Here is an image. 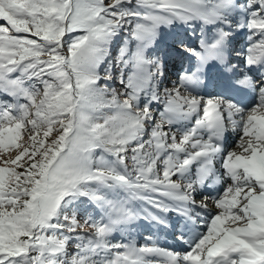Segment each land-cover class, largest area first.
Instances as JSON below:
<instances>
[{
  "label": "snow or ice",
  "instance_id": "6c2138e0",
  "mask_svg": "<svg viewBox=\"0 0 264 264\" xmlns=\"http://www.w3.org/2000/svg\"><path fill=\"white\" fill-rule=\"evenodd\" d=\"M235 13L246 19L233 24ZM176 21L215 27L198 48L176 42L197 65L161 91L163 62L147 50L160 26ZM232 28L248 30L247 71L235 84L256 91L250 107L194 92L215 65L224 69L217 86H233ZM121 30L136 46L121 44L110 58ZM114 76L122 88L107 83ZM3 96L0 264H149V256L153 264H264V0H0ZM153 104L163 105L158 116ZM229 132L238 139L225 151ZM218 182L223 191L199 202L215 214L187 250L112 241L117 225L139 215L132 201L187 220L198 189ZM79 197L101 207V218L82 223L64 211Z\"/></svg>",
  "mask_w": 264,
  "mask_h": 264
},
{
  "label": "rangeland",
  "instance_id": "374dc122",
  "mask_svg": "<svg viewBox=\"0 0 264 264\" xmlns=\"http://www.w3.org/2000/svg\"><path fill=\"white\" fill-rule=\"evenodd\" d=\"M142 11V9H140ZM237 22V19H235ZM187 26V25H186ZM184 23H181L179 21L174 22L170 26H165L161 25L159 28V34L157 37V40L155 44L150 47L147 50V54L150 56H157L160 58V60L163 62L162 63V71H163V76L159 77V79L156 81V87L163 91L164 89H171L173 86L179 84V78L181 73L185 72L187 70L186 65H187V59H191L193 64L196 61V57L189 55L187 52L184 51H177V48L175 47L176 42L178 40L183 41L186 43L189 47L191 48H198L199 47V40L201 37L202 33L211 35L213 28L215 27L214 25H208V26H203L199 21H196L193 23L192 27L189 28H184L186 27ZM130 27V25L128 26ZM184 29H187L184 31ZM123 34V33H122ZM243 35L245 36V40L247 39L248 36V30H244ZM124 38L126 34L124 33ZM128 43L124 44L126 49H133L136 46V41L132 40L130 37L128 38ZM236 46L232 47L229 49V52L231 51H238L241 54H244V50H242L243 46H241V43L235 42ZM120 48V43L117 45H112L111 48V57L110 58H115L116 53ZM246 49V48H245ZM174 55H179L182 57V63L180 66H177L176 63L171 62V60H174ZM244 60V59H243ZM103 67V66H102ZM118 72L117 69H114V73ZM178 81V82H177ZM104 83V81H101ZM110 86L116 87V88H122L123 85H121L118 80L114 79L112 81L107 82ZM3 99H10V97L3 96L0 97ZM153 108L155 109V116H158L159 112L162 110L163 105L162 104H153ZM176 127V126H174ZM230 139H233L231 141L230 147H234L235 141L238 139V134L229 132ZM147 138V134H145V139ZM221 159L218 158L215 162L217 166H219ZM192 172L195 173V165L192 167ZM223 175V174H222ZM228 181H225V183ZM221 185V187H218L219 192L223 191L224 188V183H218ZM217 194V195H218ZM207 196V195H206ZM201 198H196V205L195 207H192L191 210L194 213L193 217L190 219H184L183 217H178L175 212H168V213H163V212H158L155 208H152L150 205L143 201H132L131 202V207L136 210L139 215H134L132 218H130L128 221L123 222L120 225H117L116 228L113 229V232L111 233V239L114 243L122 242V243H128L132 242L134 243L137 247H142V246H156L160 247L162 249L165 248V244L161 241L166 242H175L176 247H171V250L175 251H185L188 249V246H180V243L186 244L187 245V234L183 231L181 226L187 225L188 228L192 226L198 225V229L200 228V225L203 226L201 229L202 231H206V222L210 219L211 215L215 214L214 207L211 203H209L208 208H200L199 207V202L202 199ZM96 213H87V217H90L92 219H100L103 213V209L96 205L94 203ZM144 209H147L149 213H155V216H146L144 213ZM206 215H209L207 218ZM156 217H162L167 220L168 225L170 226H165L162 223H159L156 219ZM179 221L178 226L173 227L171 225H177L176 222ZM78 219H81V222L83 223L84 219V212H81L78 216ZM204 219V220H203ZM199 223V224H198ZM91 228L89 226H85L84 231H90ZM79 231V230H78ZM181 234H184L185 239L180 240L177 237ZM150 237L151 239H146ZM149 264H153V261L151 257L149 256ZM156 264H164V261L162 259H159Z\"/></svg>",
  "mask_w": 264,
  "mask_h": 264
},
{
  "label": "bare ground",
  "instance_id": "6f19581e",
  "mask_svg": "<svg viewBox=\"0 0 264 264\" xmlns=\"http://www.w3.org/2000/svg\"><path fill=\"white\" fill-rule=\"evenodd\" d=\"M246 19V18H245ZM241 20H239V22H240ZM232 34L233 35H235V36H233V38H231L230 37V39H229V41L227 42V44H226V46H229L230 44H232L233 45V42H234V40L235 39H239V37L241 36V31H240V28H235V29H233L232 30ZM182 57H180L179 55H174V60H178V62H177V66H180V64L182 63V59H181ZM190 62H191V59H188ZM241 62V61H240ZM242 65H244V63L242 62ZM188 71H190V70H188ZM224 72V71H223ZM222 72V73H223ZM203 75V74H202ZM211 80V78L210 77H208V78H206V77H204L203 78V84H201V86H203L204 84H206V82L207 81H210ZM178 82V81H177ZM200 86V87H201ZM201 93H206V95H208V96H211V92H210V90H209V88L208 87H206V89H204V90H202V91H200ZM255 92V94L254 95H257V93H256V91H254ZM251 104H254L255 102H256V97L255 98H253L252 100H251ZM230 143H231V139H229L228 140V142H227V145L225 146V150H227L228 148H229V146H230ZM220 164H221V162H220ZM220 164H219V169H217L218 171H219V173L221 172V170H223L221 167H220ZM217 185V184H216ZM216 185H213L212 187H208L207 185H205L204 187H202V188H200L199 190H198V192L200 193V194H202V193H208V195H209V197H212V195L213 194H215V193H218L219 191H218V189H217V186ZM195 206V205H194ZM194 206H192V207H194ZM214 210H216L215 208H214ZM209 217V215H207V218ZM178 218H176V220H177ZM204 220V219H203ZM199 224V223H198ZM197 227L198 226H195V227H192L188 232H191V234H189L188 235V244H190V243H192L193 241H194V239H196V238H198V234L199 233H201V232H203V231H200V230H198L197 229ZM161 242H164V241H161ZM171 247H176V243L175 242H169V243H166V246H165V248L164 249H168V250H171Z\"/></svg>",
  "mask_w": 264,
  "mask_h": 264
},
{
  "label": "trees",
  "instance_id": "16d2710c",
  "mask_svg": "<svg viewBox=\"0 0 264 264\" xmlns=\"http://www.w3.org/2000/svg\"><path fill=\"white\" fill-rule=\"evenodd\" d=\"M126 7H131L130 5H126ZM123 33V34H122ZM124 32L123 30H121L120 32V35H118L112 45H117L118 43H120V46L121 44H126L128 43V39L125 40L124 38ZM132 49V48H131ZM130 49V50H131ZM75 210V213H76V216L78 218L79 214L81 212H84V218L87 217V213H96V209H95V206H94V202H90L87 198L85 197H79L77 198L75 201L67 204L64 208V211L68 212L69 214H71V212Z\"/></svg>",
  "mask_w": 264,
  "mask_h": 264
}]
</instances>
